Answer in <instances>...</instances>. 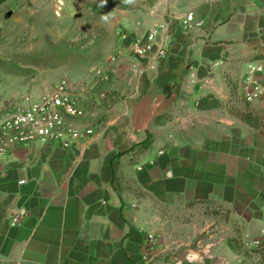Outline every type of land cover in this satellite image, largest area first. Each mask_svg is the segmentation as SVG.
<instances>
[{"label": "crops", "instance_id": "obj_1", "mask_svg": "<svg viewBox=\"0 0 264 264\" xmlns=\"http://www.w3.org/2000/svg\"><path fill=\"white\" fill-rule=\"evenodd\" d=\"M123 12L124 47L157 25L169 45L162 58L128 53L139 66L128 71L132 91L162 81L177 103L141 133L127 104L103 120L87 111L78 125L94 128L90 143L0 156V264H146L158 204L218 202L246 242L263 236L264 132L228 108L264 114L242 88L248 64H264V0H124ZM190 13L201 23L191 30ZM207 250L198 261L180 250L179 264H251L229 243Z\"/></svg>", "mask_w": 264, "mask_h": 264}, {"label": "rangeland", "instance_id": "obj_2", "mask_svg": "<svg viewBox=\"0 0 264 264\" xmlns=\"http://www.w3.org/2000/svg\"><path fill=\"white\" fill-rule=\"evenodd\" d=\"M123 6L124 0L4 2L0 6V104L9 110L25 96L39 98L66 78L75 84L89 115L103 120L129 111L127 95L139 98L141 93L132 91L128 75L139 66L122 44ZM120 48L125 54L113 60ZM234 99L241 101L237 93ZM228 109L237 115L246 108L235 103ZM158 209L155 225L147 233L154 240L146 247V264H179L180 250L190 259L202 260L210 254L208 245L224 243L244 261L264 264L262 247L246 242L242 224L226 206L158 204Z\"/></svg>", "mask_w": 264, "mask_h": 264}, {"label": "built area", "instance_id": "obj_3", "mask_svg": "<svg viewBox=\"0 0 264 264\" xmlns=\"http://www.w3.org/2000/svg\"><path fill=\"white\" fill-rule=\"evenodd\" d=\"M194 14L187 15L186 29H194L200 25ZM162 25L152 27L146 35L134 39L128 53L139 58L149 55L162 58L169 52L166 41H159ZM125 54L120 48L113 60ZM244 98L247 102L264 101V64L251 62L242 83ZM75 84L63 78L55 87L41 97L27 95L20 105L10 106L0 104V156L9 154L18 146L35 144L54 145L71 149L79 143H90L95 130L92 126L81 127L78 121L87 116V110L82 104L81 97L76 91ZM13 225L19 224V215L12 219ZM154 235L149 233L145 240L144 249L153 245ZM250 245L264 247V231L261 239L249 241Z\"/></svg>", "mask_w": 264, "mask_h": 264}, {"label": "water", "instance_id": "obj_4", "mask_svg": "<svg viewBox=\"0 0 264 264\" xmlns=\"http://www.w3.org/2000/svg\"><path fill=\"white\" fill-rule=\"evenodd\" d=\"M177 95L167 92L165 84L157 81L139 98H129L131 130L141 133L151 129L160 114L171 110L177 103Z\"/></svg>", "mask_w": 264, "mask_h": 264}, {"label": "trees", "instance_id": "obj_5", "mask_svg": "<svg viewBox=\"0 0 264 264\" xmlns=\"http://www.w3.org/2000/svg\"><path fill=\"white\" fill-rule=\"evenodd\" d=\"M6 1L7 0H0V6ZM245 108V111L241 113L239 111L237 116L255 129L264 132V114L260 111H255V109H252L248 104L245 105ZM260 251L263 253L262 256L264 257V247H262Z\"/></svg>", "mask_w": 264, "mask_h": 264}, {"label": "clouds", "instance_id": "obj_6", "mask_svg": "<svg viewBox=\"0 0 264 264\" xmlns=\"http://www.w3.org/2000/svg\"><path fill=\"white\" fill-rule=\"evenodd\" d=\"M127 2H130V0H127Z\"/></svg>", "mask_w": 264, "mask_h": 264}]
</instances>
